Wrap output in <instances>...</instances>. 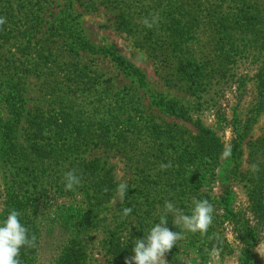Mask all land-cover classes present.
<instances>
[{
	"label": "rangeland",
	"instance_id": "rangeland-1",
	"mask_svg": "<svg viewBox=\"0 0 264 264\" xmlns=\"http://www.w3.org/2000/svg\"><path fill=\"white\" fill-rule=\"evenodd\" d=\"M92 1L33 0L26 8H23L26 1H15L13 22L16 24L13 26L24 31L26 21L30 18L36 21L37 16L39 19L43 16L44 26L41 32L47 30L48 22L56 16L66 21L78 22L85 48V52L81 53L82 61L88 64L93 62V70L103 75L106 85L115 83L114 93L123 96L125 92H129L133 95V101L129 100L137 108V111L132 110L135 117H138L137 122L141 124L144 120L154 121L163 126V129L183 135L187 140H191L196 134V124L201 122L223 136L225 148L231 149L230 155H220L214 164L208 166L209 169H201L199 177L195 178V164L189 161L188 157L185 160L169 159L165 163H170L171 166L162 170L160 165L164 163L155 159L156 155L147 165L146 171L150 175L149 198H145L147 203L154 200L152 195H155L156 190H160L158 194H164L167 199L173 196V192L167 193L168 187L164 181H156L166 178V172H169L172 166H178L183 169L185 188L173 200L184 198L186 204H191L193 197L207 199L213 207V202L218 201L219 206H228L231 210L222 211L220 208L218 212L222 217L218 218L217 223L212 222L210 225V234H217L222 238L218 241L219 245L214 247V243L200 241L197 237H191L192 233H186L185 238L177 242L178 246H182V250L175 252L173 256L166 253L167 264H264V215L257 218L258 214L249 200L246 182L240 176V171H246L249 167L251 143L264 134V105H257L261 98L258 93L263 92L262 85L258 86L256 82L260 66L253 63L252 53L240 56L238 51L228 44L226 57L229 61L222 65L214 79L199 83L196 92L190 90L189 84L184 85V82L179 86H169L156 74L153 60L145 50L136 47L126 33L116 30L115 27L104 26L112 23L114 14L100 4L98 9H93ZM1 4L2 0L0 6ZM32 30L35 31L34 28ZM111 49L117 50L134 68L144 74V78L139 80L136 76H126L106 53ZM0 51L2 85L13 77L14 74L11 73L15 72L14 69L8 72L3 66L6 67L7 61L15 60L16 56L19 58L24 51L19 50V46L13 43L6 44ZM24 59L25 57L21 58V61ZM50 70H56L58 75H51ZM68 72L67 65L59 64L53 68H44L43 72L33 70L29 74L23 73L16 77L18 86L15 85L23 93V101H18L15 106L22 108L18 113L12 111L11 107L9 110H0V117L4 125H7L5 140L14 141L19 151L15 154L13 162L0 158V218L8 213L7 199L14 198L13 192H20L15 199L23 201L24 208H28L26 217H20V221L28 228L30 234H33L32 222L33 227L36 224L38 235L35 247L21 248V264H117L107 251L111 230L122 233L123 244L129 246L125 250L128 257L132 255L133 246L131 239L127 241L128 234L129 238L131 236L130 229L120 231L121 227L116 228L119 206L124 201V198L121 200L117 195V185L126 182L129 194H137L131 190L138 186L135 180L140 172L131 166L139 164H132L138 156H133L132 161L128 163L122 153L116 151L115 146L92 148L91 145L92 149H86L83 154L87 158L86 161L95 157L97 159V162L94 159L91 163L92 175L88 177L95 179L96 174L103 173L100 166L105 169L112 167L115 175L114 194L100 204L92 199V204L87 203L86 197L78 190L73 195L64 189L63 173L75 169L81 178L84 177V161L68 159L65 156L55 157L53 160L34 155V161L27 159L29 151L25 149V133L29 127L27 121L31 118L29 112L45 105L42 101L45 91H49L48 87L54 85L55 80L64 82ZM92 98L94 100V97ZM78 102L87 111L94 105L90 104L89 100ZM242 133L245 135L238 137V134ZM139 136L142 142H137V146L148 150L156 149L148 133L144 135L142 131ZM236 138L240 146L233 150V139ZM7 145L9 144L4 141L2 150L4 147L8 148ZM150 156L149 153L147 157ZM153 161L156 163L153 164ZM47 190H50L48 198L41 197L36 207H29L38 192L45 193ZM155 201H158V207L163 208L164 204L160 200ZM21 208L19 206V212Z\"/></svg>",
	"mask_w": 264,
	"mask_h": 264
},
{
	"label": "trees",
	"instance_id": "trees-1",
	"mask_svg": "<svg viewBox=\"0 0 264 264\" xmlns=\"http://www.w3.org/2000/svg\"><path fill=\"white\" fill-rule=\"evenodd\" d=\"M15 1L23 3L26 1L23 7L26 8L33 0H2L0 6V19L3 20V23H0V49H4L6 44L13 43L19 46V50L24 51L19 58L16 56L15 60L7 61V68L3 66L8 72H12V69L15 72L11 73L14 74L13 77L0 85V110H9L11 107L12 111L18 113L22 108L15 106L18 101H23L21 89L15 87L18 86L16 77H20L23 73L29 74L33 70L43 72L44 68H53L59 64L67 65L69 70L63 79L64 82L55 80L54 85L48 87L49 91H45L42 99L45 105L29 112L31 118L27 121L29 127L25 133L27 143L25 149L29 151L27 159L34 161V155L53 160L55 157L65 156L68 159L84 161L82 168L84 177L81 178V185L74 191L68 192L74 195L78 190L86 197L87 203L92 204V199L99 201L100 204L114 194L115 175L112 167L105 169L104 166H100L103 173L96 174L95 179L88 177L92 175L91 163L95 160L97 162V159L95 157V160L86 161L87 158L83 156L86 149L115 146L116 151L122 153V157L128 163L132 161L133 156H138L132 164L141 165L131 166L140 172L135 180L138 186L131 190L133 193L136 191L137 194H129L130 190L129 192L126 190L124 201L119 206V215L116 217V228L121 227L120 231L130 229L131 236L128 241L143 236L152 224L159 222L163 208L158 207V201L155 200H160L163 204L165 200L172 201L181 211L188 212L191 204H186L184 198L173 200L185 188L183 169L178 166H172L171 170L166 172L168 173L166 178L156 181L157 183L164 181L168 187L167 193L173 192V196L167 199L164 194L162 196L158 194L160 190H156L155 195H152L154 200L147 203L150 193L147 165L156 155L155 159H160L162 163L169 159L185 160L188 157V160L195 164V178L199 177L201 169H209L208 166L214 164L226 149L223 136L201 122L194 123L196 134L191 140L163 129V126L151 120H144L140 124L137 122L138 117L132 113V110L137 111L133 106V95L129 92H125L123 96L117 95L113 92L115 83L106 85L103 75L93 70L94 63L88 64L82 61L81 53L85 52V48L78 22L66 21L56 16L48 22L47 30L41 32L44 26L43 16L40 19L37 16L36 21L33 20L34 18L28 19L26 29L21 31L13 26L16 24L13 22ZM92 2L93 9H98L100 4L114 14L112 23L104 26L115 27L116 30L126 33L136 47L145 50L153 60L156 74L169 86H179L184 82V85L189 84V89L196 92L199 83L214 79L222 69V65L229 61L226 57L228 44H231L240 56L244 53H252L253 63L260 66L256 82L258 86L262 85L263 91L258 93L261 98L257 105H264V0H93ZM156 14L159 15L157 23L147 28L143 23L144 19L151 21ZM33 28L36 32L32 30ZM106 53L126 76H136L139 80L144 78V74L134 68L117 50H107ZM23 57L25 59L21 61ZM57 73L56 70L50 72L51 75H58ZM79 100H89V103L94 105L90 111H87L79 104ZM6 126L0 117V158L13 162L15 154L17 155L19 151L14 141L5 140ZM142 131L144 135L148 133L153 140L156 149L149 148L151 152L136 145L137 142H142L139 136ZM244 135V133L238 134V137ZM4 141L9 144L7 145L9 149L4 147L2 150ZM233 142V150H237L240 146L239 140L236 138ZM149 153L151 156L147 157ZM253 165L257 169L255 172L252 171ZM240 176L246 182L249 200L255 213L258 214L257 218L263 217L264 134L251 143L249 167L246 171H240ZM48 191L50 192V190L45 193L38 192V196L29 207H36L41 197L48 198ZM19 193L13 192L14 198L7 199L6 208L19 210L20 206L22 207L20 217H26L28 208H24L23 201L15 199ZM213 205H215L214 223L222 217L218 212L220 208L222 211H231L228 206L224 208L219 206L218 201H214ZM124 207L132 209L127 217L121 215ZM167 219L171 230H182L172 224L173 214L169 213ZM36 226L35 224L33 227L32 222L31 233L35 235L37 241ZM210 230L211 227L203 237L199 233L190 236L197 237L203 242L214 243L213 246L216 247L215 245H219L218 241L222 238L217 234H210ZM109 234L110 245L107 251L117 264H124L125 257H128V252L126 256L125 250L129 246L124 247L122 233L111 230ZM179 250H182L181 245L170 250L168 255L173 256Z\"/></svg>",
	"mask_w": 264,
	"mask_h": 264
},
{
	"label": "clouds",
	"instance_id": "clouds-1",
	"mask_svg": "<svg viewBox=\"0 0 264 264\" xmlns=\"http://www.w3.org/2000/svg\"><path fill=\"white\" fill-rule=\"evenodd\" d=\"M158 19L159 15L156 14L153 15L151 21L145 18L143 23L147 28H151L157 23ZM0 23H3L2 19H0ZM230 152L231 149L228 147L222 155L227 157ZM170 166V163L160 165L162 170ZM256 170V166L253 165L252 171L255 172ZM62 182L66 191H74L82 183L81 176L75 169L64 172ZM127 188L126 182L117 185V195L121 200H123ZM131 212V208L124 207L121 215L127 217ZM213 212V206L207 199L193 197L188 212L181 211L172 201L165 200L159 222L152 224L143 236L135 237L132 240L131 251L134 255L125 257L124 264H167L166 253L174 245H177L178 241L183 240L186 233H199L202 237L207 235L213 222ZM169 213L174 215L172 224L176 228L179 226L182 230L173 231L168 227L167 218ZM35 246L36 237L30 234L28 228L21 223L19 210L10 208L8 213L0 218V264H21V248H33Z\"/></svg>",
	"mask_w": 264,
	"mask_h": 264
}]
</instances>
